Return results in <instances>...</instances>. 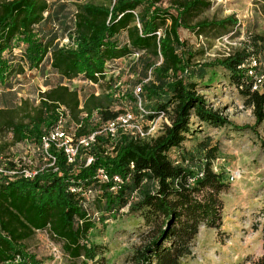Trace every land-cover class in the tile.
I'll return each mask as SVG.
<instances>
[{"label":"trees","instance_id":"16d2710c","mask_svg":"<svg viewBox=\"0 0 264 264\" xmlns=\"http://www.w3.org/2000/svg\"><path fill=\"white\" fill-rule=\"evenodd\" d=\"M160 2L84 1L76 5L70 24L63 19L62 3L51 7L47 0L0 2V84L13 68V58L4 57V53L11 51L15 40L25 44L22 57L29 65L37 67L47 59L52 72L60 75V81L49 82L41 93L38 111L25 115L27 122L16 119L14 104L0 107V131H11L15 142L31 140L41 146L40 138L56 124L61 106L64 117L74 123L76 140L101 130L125 110L142 124L164 114L153 136L121 130L111 137L101 130L88 146L79 147L73 163L66 161L61 148L50 144L54 164L38 170L32 178L0 171V264H40L26 252L24 241L41 229L62 240V248L71 258H92L87 233L98 219L88 204L94 192L102 202L100 211L110 214L127 206L129 213L140 214L152 225L153 232L130 254V264H187L199 227H220L223 206L219 194L227 184L222 173L212 168L217 146L211 145L210 139L197 144L202 154L195 164L197 171L171 159L168 151L186 140L193 117L216 127L232 125L222 110L213 108L198 92L197 79L202 80L210 67L226 70L228 85L253 108L254 123L235 128L257 134V127L264 122V80L257 89L252 85L256 75L264 74V36L247 31L241 45L226 56L195 62V53L180 38L178 29L201 34L208 28L234 25L235 19H202L191 25L187 23L190 13L208 6V0H172L166 7ZM56 22L66 30L70 45L55 42ZM135 54L130 67L139 74L144 112L139 111L133 92L120 100L121 108L116 109L113 102L118 99L93 91L80 95L77 88L61 81L79 77L98 83L102 79L111 88L113 76L106 78L103 73L121 69L119 61ZM251 58L258 62L254 75L248 73ZM260 149L264 155V139H260ZM88 157H92L90 163ZM7 164L5 169L17 167L12 160ZM97 168L105 169L108 181L97 177ZM115 175L122 180L117 188ZM70 186L82 190L71 192ZM236 264H264V246L260 256Z\"/></svg>","mask_w":264,"mask_h":264},{"label":"rangeland","instance_id":"374dc122","mask_svg":"<svg viewBox=\"0 0 264 264\" xmlns=\"http://www.w3.org/2000/svg\"><path fill=\"white\" fill-rule=\"evenodd\" d=\"M4 1V0H0ZM52 6L63 4L61 10L67 22L72 21L76 5L84 1L101 2V0H47ZM172 0H161L162 6H169ZM206 7L191 12L188 24L202 19H222L233 16L234 25L225 28H208L201 34L180 27V38L195 53V62L210 61L226 56L238 48L245 40L247 31H254L264 36V0H208ZM54 4V5H53ZM171 12L175 13L171 9ZM46 14V13H45ZM170 24V20L167 21ZM56 43L70 45L63 26L54 24ZM125 34L122 36L124 37ZM25 44L14 41L10 52L4 57L13 58V67L3 85L0 84V107L14 104L16 119L29 120L26 114L34 115L41 102V93L48 89L49 82L57 83L60 75L52 72L49 61L45 59L37 67L29 65L24 59ZM136 55L119 61L121 69L107 72L106 78L113 76L111 88L101 79L98 83L84 78L68 80L63 84L77 88L80 95L91 91L106 94L118 99L113 107L121 108V101L138 85L139 74L132 71ZM160 59V58H159ZM196 79V77H194ZM198 92L204 94L206 101L213 108L220 109L228 116L232 125L212 126L191 118V133L178 148L168 151L171 159L192 165L202 154L197 144L209 140L218 150L212 161L213 171L222 173L227 187L219 194L222 202L221 225L219 228L200 226L193 240V256L187 264H236L246 258H256L263 252L264 246V155L260 149V139H264V122L257 127V134L248 129H236L235 126L253 124L254 116L250 106L244 104V98L228 85V73L221 67H210L199 80ZM120 98V99H119ZM114 99V100H115ZM127 107H130L127 105ZM123 108H126L124 105ZM129 109V108H126ZM163 119H159L158 125ZM65 127L73 132V121L69 118ZM147 124V123H145ZM144 124V125H145ZM12 160L16 165L28 162L34 165H46L41 147L31 140L15 142L11 131H0V171ZM9 167V166H8ZM240 170V175L230 179L231 172ZM95 195V196H94ZM96 193L89 196L90 212L95 214L96 221L87 233L88 245L92 247L93 257L71 258L62 248V240L52 236L47 229L35 230L32 236L24 241L26 252L35 256L40 264H130L129 257L136 246L142 243L153 231L152 225L137 213H129L127 206L114 213L102 212ZM96 212V213H95Z\"/></svg>","mask_w":264,"mask_h":264},{"label":"built area","instance_id":"2783aa9c","mask_svg":"<svg viewBox=\"0 0 264 264\" xmlns=\"http://www.w3.org/2000/svg\"><path fill=\"white\" fill-rule=\"evenodd\" d=\"M136 56L138 54H135ZM244 64H242L243 66ZM258 65V62L255 58H251L248 60L247 66L249 67L248 73L254 75V67ZM106 66V65H105ZM240 67V66H239ZM116 71V70H115ZM107 72H113L106 69V71L103 74H107ZM96 76H98V73H95ZM264 80V74L256 75L255 80L252 85V89H257L260 87V84ZM91 82V81H90ZM141 84H138L133 89V93L137 98L138 103V109L141 112H144L142 109L140 102V91H141ZM82 107V106H80ZM59 119L57 120L56 124L52 127H50L46 132L43 133L41 136V151L43 156L45 157V161H48L47 166H52L55 162V155H53L49 151L50 144H55L57 148H61L64 152L66 161L68 163L75 162L76 156L79 152V147L88 146L91 142L94 141L95 134L99 133L101 130L106 131L111 137H115L119 131H130L133 134H136L140 137H149L153 136L157 130L158 127V120L163 118V113L159 114L158 117L147 121V124H142L141 121L135 118L134 114L129 111L125 110V112L119 114L115 119L108 120L106 123L103 124L102 129L92 132L91 134L87 136H83L81 138H77V140L74 138L75 133V126L73 123V132H70L65 127V122L67 119L64 117L62 112L65 110L63 106H61L59 109ZM83 117L87 116V113L83 112L81 113ZM92 160V157L87 158V163H90ZM46 167V165H34L31 162H28V165L25 163L24 165L18 164L15 169H11L9 173L12 175H21L24 178H32L38 170L43 169ZM96 174L99 179L102 181H108V175L104 171L103 168H97ZM240 170H236L234 172H231L230 179L237 178L240 175ZM113 181L116 184L114 188L120 187L119 184L122 182L121 178L117 175L113 177ZM69 190L71 192L73 191H80L82 190L81 187H69Z\"/></svg>","mask_w":264,"mask_h":264}]
</instances>
